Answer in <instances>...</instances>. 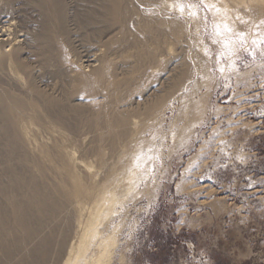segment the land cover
<instances>
[{"label": "rangeland", "instance_id": "rangeland-1", "mask_svg": "<svg viewBox=\"0 0 264 264\" xmlns=\"http://www.w3.org/2000/svg\"><path fill=\"white\" fill-rule=\"evenodd\" d=\"M50 1L0 0V92L35 130L17 151L0 128V197L21 156L65 186L70 154L91 200L106 183L117 195L99 228L112 264H264V0H61L63 23ZM35 229L6 217L0 264H61L78 243L79 229L61 251Z\"/></svg>", "mask_w": 264, "mask_h": 264}, {"label": "bare ground", "instance_id": "bare-ground-1", "mask_svg": "<svg viewBox=\"0 0 264 264\" xmlns=\"http://www.w3.org/2000/svg\"><path fill=\"white\" fill-rule=\"evenodd\" d=\"M48 10L53 14L58 13L62 23L64 22L65 8L61 0H51ZM92 20L95 21L94 18ZM12 25L8 20L3 22V28L0 31L1 38L5 36V29ZM5 43H9L8 40H5ZM18 48L21 47L10 48L11 51L7 55V59L12 63L7 78L8 86L22 88L24 84L21 83V73L28 72L29 67L27 68L28 64L23 60ZM86 62L88 66H92L91 60ZM3 93L7 98L3 97L0 92V128L4 129L8 141L16 143L15 148L19 151L18 145L27 147L31 133L35 132L34 123L25 122L23 117L16 114L11 107L12 100L9 91ZM79 95V88L74 87L60 99L62 102L75 101L77 103ZM69 97L72 98L69 100L67 99ZM43 101V112L47 111V117L51 116L60 125H67V119L63 114L66 105L56 100L61 106L54 107L56 101L50 104L47 103L48 98H43ZM45 119L44 117L43 121ZM110 121L118 124V119L114 117L110 118ZM94 123L98 124L95 121ZM66 159L68 180L65 186L58 183L54 189L48 188L44 185L45 183L43 184L31 175V169H28L29 160L23 156L18 158L17 162L21 165V169H14L12 189H5L3 193L1 190V197H7V201H3L0 197V224L11 215L22 227L32 223L37 228L33 231V235L45 238L48 244L52 243L55 247L57 246L59 251L69 243L73 234L72 230L79 229L77 231L78 241H76L78 243H73L67 248L61 264H112L115 240L110 236H102L99 228L102 219H109L114 212L118 204L117 195L106 183L91 200V190H85L82 177L76 173V161L70 157V154H66ZM132 178L133 176L130 175L127 180L132 181ZM87 204H91V207L87 208ZM46 230L51 231V235H46ZM94 247L98 252L93 253Z\"/></svg>", "mask_w": 264, "mask_h": 264}]
</instances>
